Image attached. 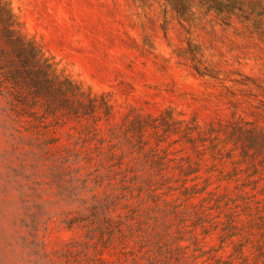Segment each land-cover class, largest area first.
Masks as SVG:
<instances>
[{
	"label": "rangeland",
	"instance_id": "obj_1",
	"mask_svg": "<svg viewBox=\"0 0 264 264\" xmlns=\"http://www.w3.org/2000/svg\"><path fill=\"white\" fill-rule=\"evenodd\" d=\"M5 1L19 33L99 104L79 117H25L13 122L23 131L16 137L0 109V264H84L85 254L132 264L119 247L93 241L79 261L66 256L87 229L69 227L63 212L87 216L68 197L78 182L61 190L53 163L67 181L89 178L101 196L135 202L170 246L166 264H245L240 244L250 263L264 264V34L240 16L183 25L166 0ZM28 169L43 182L35 235L15 181Z\"/></svg>",
	"mask_w": 264,
	"mask_h": 264
},
{
	"label": "trees",
	"instance_id": "obj_2",
	"mask_svg": "<svg viewBox=\"0 0 264 264\" xmlns=\"http://www.w3.org/2000/svg\"><path fill=\"white\" fill-rule=\"evenodd\" d=\"M166 2L182 24L196 23L201 15L215 14L216 18L225 24H228L234 16H240L251 23L258 33L264 34V0H166ZM15 21V15L8 3L0 0V102L5 103L0 109L11 124L13 131L10 135L16 137L15 131L22 134L21 127L13 122L19 123L25 117L41 121L47 116L56 119L60 114L70 113L79 117L95 112L99 104L97 98L91 92H85L80 84L58 74L37 44L19 33L14 26ZM72 96L76 101L71 99ZM101 104L109 114L110 106L106 100H102ZM4 127L7 129L8 125ZM29 138L36 139V137ZM44 147L45 145L41 147V151L47 150ZM26 151L30 150L26 149ZM31 153H35V150L33 149ZM68 160L69 158L65 157V162ZM37 161L39 162V159ZM38 162L36 166L39 165ZM119 165H122V162H119ZM53 168L54 172L51 175L61 190H67L68 184L73 186L75 181L78 182V185L73 186L72 192L68 193V197L72 203L79 201L81 212L84 211V215L87 216L84 218L74 216L75 210L63 212L66 216L62 221L69 227L79 225L87 229L85 233L87 241L77 245L72 243L66 245L64 252L68 258L73 257L75 261H79L78 256L86 252L84 248H89L90 241H93L95 244L101 243L105 248L110 245L119 247V252L127 259L131 257L132 264H166V261L170 260V246L165 248L159 237V231L147 221L146 216L145 219L141 218L144 215L141 214L140 209L132 206L135 202L120 200L125 194L119 196L110 192L101 196L89 186V178L72 176L67 181L60 165L53 163ZM28 170L30 173L22 174L24 181H15L24 193L22 201L26 203L27 216L32 221L31 231L35 235L34 231L39 229L45 213L40 200L36 199V197L40 199L43 182L36 177L32 169ZM120 170L122 172L125 169L120 166ZM148 187L150 190V186ZM28 190L31 194H28ZM83 190L90 192L91 196H87L82 192ZM131 197L135 196L131 194ZM33 206L37 207V211L33 210ZM26 219L24 217L22 221ZM26 225H29L28 222ZM130 241L137 245L133 251L126 250ZM184 248L178 245L175 249L182 251ZM259 251L260 256L264 257V249L260 248ZM43 252L49 257L47 249L43 248ZM96 252L103 253L99 249ZM237 252L243 257L245 264H253L249 262L243 244L237 247ZM204 253L205 250L202 251V254ZM85 256L86 261L82 258L84 264L105 262L101 258L90 259L87 254ZM49 260L53 261L51 257Z\"/></svg>",
	"mask_w": 264,
	"mask_h": 264
}]
</instances>
